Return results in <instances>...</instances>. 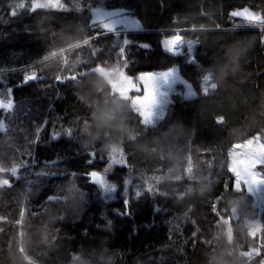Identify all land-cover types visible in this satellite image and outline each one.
Masks as SVG:
<instances>
[{
    "label": "trees",
    "instance_id": "trees-1",
    "mask_svg": "<svg viewBox=\"0 0 264 264\" xmlns=\"http://www.w3.org/2000/svg\"><path fill=\"white\" fill-rule=\"evenodd\" d=\"M61 2L31 11V0H0V100L12 102L0 108V264H260L264 232L249 233L264 208L235 188L228 162L236 142L264 137V28L229 14L264 15V0ZM120 17L137 26L104 28ZM173 28L199 42L200 67L164 51ZM117 65L136 82L177 66L198 96L176 83L144 125L114 88L123 72L96 70ZM207 71L216 89L204 95ZM113 146L124 164L109 166ZM92 171L114 185L111 197ZM240 245L262 252L249 258Z\"/></svg>",
    "mask_w": 264,
    "mask_h": 264
},
{
    "label": "snow or ice",
    "instance_id": "snow-or-ice-1",
    "mask_svg": "<svg viewBox=\"0 0 264 264\" xmlns=\"http://www.w3.org/2000/svg\"><path fill=\"white\" fill-rule=\"evenodd\" d=\"M17 8L19 9H23L24 7H26L24 2H21L19 4L16 5ZM41 7H49V8H64V4L61 2V0H31V4H30V10L31 11H35L38 8ZM17 12L15 10H13L11 12V15H16ZM231 17H239L241 18L246 24V25H250V26H259L261 28H264V15H262L261 13L258 12H254L249 10L248 8H244L243 10H233L232 12H230L229 14ZM105 29L110 30L112 27L105 23L103 24ZM219 27V26H217ZM99 36V33L97 34V38ZM85 44H88L89 41L86 40L84 42ZM124 45L128 44L127 40L123 41ZM187 45V49L186 51L188 53H191L193 51V45L194 42L191 40H185L181 35L179 34H175L172 35L170 37H166L163 41V47L166 51H169L171 53H180L181 49L183 48L184 45ZM120 55L121 57H123L124 53H125V48L121 47L119 49ZM53 56H55V53H52ZM49 57H44V60H48ZM65 63H67V61H65ZM125 67L127 66L126 63L124 65ZM105 71H113V72H120L122 71L120 66L117 65L115 68L113 69H106ZM176 69L172 68L169 69L167 71H163V72H159V73H153L151 75H139L137 77V80L140 82H143V95H137L135 97H129L128 96V92L130 90H135L136 89V84L133 81V79L129 76H127L123 71L124 77L127 80H130V86H128L125 89V94L127 95V98L129 100H134L135 104L133 106V110L138 114V116L140 117V122L144 125H152L154 123L153 117L155 115V108L158 106L159 104V97L162 95L160 88L162 85L168 83L170 80H174L176 78ZM37 74L36 72H32L31 74H29V79L32 78H36ZM71 79H74V77H71ZM61 78H57V81H60ZM203 83H204V87H203V92L204 94H207L209 91V85L211 87V89H215L216 85L214 83H211V77L208 75H205L203 77ZM196 95L195 92H193L191 90V87L189 86V90L187 92V97H192ZM10 103L9 104H5L3 101H0V108H10ZM161 116H162V112H161ZM223 117H219L218 118V123H223ZM67 134H71V130L68 129L66 130ZM264 138L261 135H257L254 136L252 138L251 141L248 142L249 145H257L260 151V155L264 156V143H260V140ZM238 149L239 148H244V145H238L236 146ZM116 154H119V158H116ZM91 156H95V153H90ZM241 155L243 156V167H238L236 165L233 166L232 170L234 172H236V174L238 176H242L243 177V183L247 185L248 187V191L253 192L256 191L258 189V187L260 185H264V175L258 174V173H251V169L256 167V164L254 163V159L253 160H249V154L248 152H243L241 153ZM109 159L111 161L110 165H121L124 164V157H123V153L122 150L113 146V148L111 149V151L108 153ZM252 157L255 158L256 157V153L252 152ZM13 175L16 174V170L13 169L12 170ZM251 173V174H249ZM90 178H92V181L95 183L100 184L101 186H104L106 189H114V185H109L107 184V182L104 179V176L96 171H92L91 173L88 174ZM158 179V178H157ZM9 182L7 180H4L2 178H0V185L2 184H8ZM151 187V186H149ZM136 196L139 197L141 195V193L139 191H137ZM51 199V198H50ZM259 232H264V226H260L258 230H251L249 235L256 237L257 233ZM262 247H264V245H262ZM253 254L255 255H259L260 254V249L259 248H252L249 252L244 253V255L249 256V258H251L253 256ZM260 264H264V260H262L260 262Z\"/></svg>",
    "mask_w": 264,
    "mask_h": 264
},
{
    "label": "rangeland",
    "instance_id": "rangeland-1",
    "mask_svg": "<svg viewBox=\"0 0 264 264\" xmlns=\"http://www.w3.org/2000/svg\"><path fill=\"white\" fill-rule=\"evenodd\" d=\"M129 17L127 18H117L116 20L118 21L116 24H114L116 21H112L110 22L111 24H114V26L112 27V30L116 31V32H125V31H128V30H132L134 29L136 25V22L135 21H130L128 20ZM175 34H179L181 35L185 40H192V39H189L188 37H185L182 33H174ZM187 49V48H186ZM186 49L184 50V53L183 55L186 56L188 59H189V53H186ZM64 53V52H63ZM64 57H65V54H64ZM175 68L177 71H176V78L174 80H170L168 83L164 84L161 86L160 88V91L162 93V95L158 98L159 99V104L158 106L155 108L154 112H155V115L153 117V120L154 122L161 117V112H162V115L164 113V110H165V107H166V103L168 102L169 100V97H170V94L172 91L175 90V85L176 83L178 82H181V83H184L185 86H186V93L185 95L187 96V92L189 90V86L191 87V90L193 92L196 93V95L192 96V97H188V98H193L195 96H198V93L196 92V90L194 89V87L192 86V84L188 81H186L183 76L181 75L180 73V70L177 66L173 67ZM104 69V68H103ZM172 69V68H171ZM105 70V69H104ZM169 70V69H167ZM167 70H164V71H167ZM159 72H163V71H146V72H143L141 75H151L153 73H159ZM108 73V76L111 77L112 75V71H107ZM134 81V80H133ZM135 84H136V89L135 90H130L128 92V96L129 97H135L137 95H140L142 96L143 95V82H136L134 81ZM130 86V80H118L114 83V88L121 94V96H123L124 98H127V95L125 94V89ZM2 101V100H0ZM5 104H9L10 103V108L12 107V102L10 101H3ZM131 103L132 105L134 106L135 104V101L134 100H131ZM257 135H260V134H256L254 136H257ZM254 136H251L249 138H246L242 141H239V142H236L230 149H229V162H228V167L229 169L231 170V172L233 173L234 177H235V188L236 189H247L248 190V187L246 184L243 183V177L242 176H238L236 174V172H234L232 170L233 166L236 165V166H240V167H243V156L241 155V153L243 152H248L249 154V160H253L254 159V163L256 164V167L252 168L251 169V173H258V174H261V175H264V173L261 171V167L264 166V156H261L260 155V151H259V148L257 145H249L248 142L252 140V138ZM260 143H264V138H262L260 140ZM238 145H244L245 147L244 148H237L236 146ZM252 152H255L256 153V157L253 158L252 157ZM17 171V170H16ZM249 173V174H251ZM105 179V178H104ZM105 181L107 182V184L111 185L110 182H108L106 179ZM107 193V198H109V196L111 197L110 194H113V190L114 189H106L104 186H101ZM252 193L255 194L256 198H257V202H258V206L260 207V209L264 208V185H260L258 187V189L256 191H253ZM261 221L259 220V218H257L255 221H253V223L251 224V230L255 229V230H258L259 227L261 226L260 225ZM241 249V251L243 253H247L249 252L252 247L251 246H243V245H240L239 247ZM255 248H259L258 247H255ZM260 249V248H259ZM262 252V250L260 249V253ZM255 254H253L252 257H254ZM249 257V256H248ZM251 257V258H252ZM246 264V262L244 263Z\"/></svg>",
    "mask_w": 264,
    "mask_h": 264
},
{
    "label": "bare ground",
    "instance_id": "bare-ground-1",
    "mask_svg": "<svg viewBox=\"0 0 264 264\" xmlns=\"http://www.w3.org/2000/svg\"><path fill=\"white\" fill-rule=\"evenodd\" d=\"M174 18H179V16L176 14V15H174ZM174 29V28H173ZM191 29H194V27H191ZM170 30H172V29H170ZM165 31V30H164ZM166 37H168V36H166ZM75 45H73V46H70V47H67V48H62L60 51L61 52H66L67 50H69V49H71V48H73ZM187 48V45L185 44L184 46H183V48L181 49V51H180V53H175V55H180V54H183L184 53V50ZM193 51H194V45H193ZM192 51V52H193ZM169 52V51H168ZM191 52V53H192ZM171 53V52H170ZM172 54H174V53H172ZM49 57V56H48ZM191 60H193V61H196L195 59H194V57H192V59ZM35 62H32V63H30V64H27V65H24V66H21V67H18V68H16V69H23V68H26V67H29V66H31L32 64H34ZM201 66V64L199 65V67ZM16 69H14V70H16ZM205 73V72H204ZM204 73H202L201 74V77H203L204 76ZM206 73H210V74H212V76H213V79H214V82H215V78H214V73L212 72V71H207ZM216 83V82H215ZM129 211H127V213H128Z\"/></svg>",
    "mask_w": 264,
    "mask_h": 264
},
{
    "label": "water",
    "instance_id": "water-1",
    "mask_svg": "<svg viewBox=\"0 0 264 264\" xmlns=\"http://www.w3.org/2000/svg\"><path fill=\"white\" fill-rule=\"evenodd\" d=\"M97 71L99 72V74H101V75H103V76H105V77L108 76V75H107V72H105L101 67H98V68H97Z\"/></svg>",
    "mask_w": 264,
    "mask_h": 264
},
{
    "label": "built area",
    "instance_id": "built-area-1",
    "mask_svg": "<svg viewBox=\"0 0 264 264\" xmlns=\"http://www.w3.org/2000/svg\"><path fill=\"white\" fill-rule=\"evenodd\" d=\"M206 75H208V76H210L211 77V83H214V79H213V76H212V74H210V73H207ZM205 76V75H204ZM203 76V77H204ZM203 77H202V85H203V87H204V83H203ZM209 88H210V85L208 86Z\"/></svg>",
    "mask_w": 264,
    "mask_h": 264
},
{
    "label": "clouds",
    "instance_id": "clouds-1",
    "mask_svg": "<svg viewBox=\"0 0 264 264\" xmlns=\"http://www.w3.org/2000/svg\"><path fill=\"white\" fill-rule=\"evenodd\" d=\"M211 264H216V261L210 257Z\"/></svg>",
    "mask_w": 264,
    "mask_h": 264
}]
</instances>
